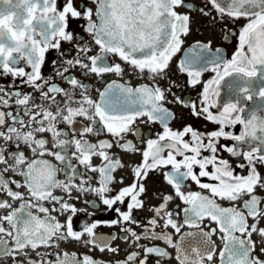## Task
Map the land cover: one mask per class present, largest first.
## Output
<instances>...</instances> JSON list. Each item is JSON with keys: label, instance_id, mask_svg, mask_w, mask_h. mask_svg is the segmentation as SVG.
<instances>
[{"label": "snow or ice", "instance_id": "1", "mask_svg": "<svg viewBox=\"0 0 264 264\" xmlns=\"http://www.w3.org/2000/svg\"><path fill=\"white\" fill-rule=\"evenodd\" d=\"M194 11L219 21L225 41L236 36L230 58L211 41L184 48ZM225 19L245 23L237 31ZM73 20L84 21L80 27L87 40L70 30ZM65 43L71 47L65 49ZM182 51L175 72L187 77L188 87L202 85L195 101L173 90L181 87L172 78V63ZM53 52L58 59L45 75ZM125 65L129 74L148 82L133 87L123 80ZM206 72L214 75L202 81ZM108 75L120 80H106ZM7 77L8 86H0V259L11 264H166L172 259L264 264V195L259 194L264 192V105L244 106L254 96L264 98V0H203L199 6L192 0H0V80ZM226 78H231L230 96L220 104ZM255 80L262 82L258 90ZM170 104L217 127L208 132L187 123L173 128L177 116ZM152 125L161 130L153 132ZM237 125L238 134L228 130ZM221 139L233 143L220 144ZM114 148L139 155V163L125 164ZM232 158L244 161L238 167L246 174L236 171ZM126 167L132 174L127 185L116 176ZM151 174L172 189L152 192L160 201L154 205L148 204ZM189 180L200 190H190ZM88 194L95 199H85ZM175 200L180 203L170 207ZM75 202L94 210L102 205L114 215L99 220L88 213V222L77 228L74 218L87 209ZM146 206L152 215L141 221L134 212ZM118 225L119 236L96 232ZM183 228L189 230L181 234ZM213 236L221 242L219 250ZM117 239L132 250L114 262L60 250L70 241L118 256L119 245L112 246Z\"/></svg>", "mask_w": 264, "mask_h": 264}, {"label": "flooded vegetation", "instance_id": "2", "mask_svg": "<svg viewBox=\"0 0 264 264\" xmlns=\"http://www.w3.org/2000/svg\"><path fill=\"white\" fill-rule=\"evenodd\" d=\"M61 4L63 3V0H60ZM192 2L194 4H196L197 6L201 5L203 0H192ZM79 3V0H78ZM180 11H186V9H180ZM192 32L191 34L186 38L185 41V45L184 48L186 49L187 47H189L191 44H193L196 41H201V42H208L211 41V45L212 48L215 49L217 47L224 49L225 54L228 58L231 57V55L233 54V52L235 51L236 45H237V39L236 36H232L230 37V39L228 41H225L223 39V32H222V25L219 23V21H217L216 23H213L209 17H205L202 16L198 11H194L192 12ZM213 16L216 15L215 12L212 13ZM84 21H76L73 20L70 24V30L75 32V33H80L82 36H84V39L87 40L88 37L86 34L83 33L82 28L80 27L81 24H83ZM225 24L228 25V28L230 29H234L237 30L245 23V21L243 19H241L240 21H238L237 23L233 24L230 21H228L227 19H225L224 21ZM63 47L65 49L70 48L71 45L65 43L63 45ZM93 51L95 52L96 49L94 48ZM183 55V51L180 53H177L176 57H174L173 63H172V71L174 73V75H172V78L174 80H177L180 84L181 87L180 88H176L173 89L177 95H180L182 98H190L191 100L195 101L198 99V94L200 93V91L202 90V85H198L196 88H191L188 87L185 84V81L187 79L186 76L180 75L179 73L175 72V68H176V62L182 57ZM53 59H58L57 55L53 52L49 54L48 57V62L46 63V65L43 68V72L45 75H48L52 72V64L51 61ZM119 62V61H117ZM125 75L123 77V80H126L128 82H130V84L135 87L140 83H146L148 82L147 80H141L138 76L133 75V74H129L128 68L125 65ZM77 75H79V73H77ZM213 73L212 72H206L203 74L202 76V81H207L209 79H211L213 77ZM90 80V82L93 85V88L91 89V94L92 95H96L95 92V88L98 86L96 84V78L95 76L89 77L88 78ZM106 80H112V79H117L118 81L120 80L119 77H115L114 75H108L105 77ZM11 80V77H7L4 78L3 80H0V86H5L7 87L9 82ZM56 82L59 83L60 79L59 77H57ZM231 82V78H226L225 82H222L221 85V89H220V97H219V103L223 104L224 102H226L229 99V90H228V83ZM262 82L255 80L253 87L256 88L258 90L260 84ZM17 84L19 85V81H17ZM22 88L23 91L28 92L30 91L29 88H27L26 86H20ZM264 105V98H261L259 96H254L252 100L246 101L244 103V106L246 109L251 108L253 106H261ZM169 108H171L177 116V119L175 121L172 122V127L173 128H180L182 127L183 124H191L194 128L199 129L200 131H204V132H208L213 130L215 127H217L214 124H211L207 121H205L203 118H195L192 117L190 115V110L184 107H181L180 105H175V104H170L168 105ZM213 112L216 111V109H212ZM139 127L142 128L145 132L149 131V126L146 124H142L139 123ZM61 127H65L64 125H61ZM76 127H79V125H77ZM151 129L153 132L156 131H160V127L159 125H152ZM229 131H233L234 133L238 134L241 131V126L237 125L235 128L233 129H228ZM90 140H92L93 142H95V140L97 139L94 136H89L88 137ZM104 138V137H101ZM130 139H136L134 137H129ZM233 143L232 141H226L221 139L220 140V144H231ZM112 152L114 153H118L119 150L114 148L112 149ZM119 155L122 157L123 161L125 162V164H127L130 160L134 161L136 163H139L140 161V157L139 155H135V156H129L126 155L122 152H119ZM220 155L223 158H229L228 154L221 151ZM50 159V158H49ZM244 161L240 160V159H236V158H232V163L234 168L236 169V171L240 174H246V170L245 169H241L238 167L239 164L243 163ZM93 163L94 164H100V160L94 158L93 159ZM260 171L262 173H264V168H260ZM64 173L60 172L58 173V178L59 179H64ZM117 177H124V184H130L132 182V174L130 172V170L126 167L124 169L119 170L116 173ZM16 179H19V177H16ZM204 182H211L208 181L207 178H204ZM187 184L190 185V190L192 191H199L200 189H198V187L192 183L190 180L187 181ZM147 185H148V189H149V198H148V204H158L160 201L157 199H153L151 197V193L152 192H171L172 189L164 183L162 176H158L156 174H151L150 178L147 180ZM117 187H120V185H117ZM21 191H23V189H21ZM260 195H264V192H259ZM85 199L87 200H93L95 199V197L92 194H88ZM219 203H221L223 206H229V202L227 201H218ZM19 201H17L13 206L14 207H18L19 206ZM180 202L178 200H175L172 202V204L170 205V207H175L176 204H179ZM76 207L79 209H87V212L85 213H80L78 214L75 218H74V227H79L80 225L88 222V213H95V219H99V220H109L112 218V216L114 214H107L105 212V209L102 205H99L98 208L96 210H94L91 207H88V205H86L83 202H75ZM181 207H183V205H181ZM2 214V213H0ZM134 215L137 217V219L143 221L145 218L149 217L152 215L151 212L148 211L147 206L145 207L144 210L138 211V212H134ZM182 218V217H181ZM61 220L65 219V217H60ZM205 223H207V221H205ZM213 227H215V225H212ZM264 226V225H262ZM135 227V226H133ZM161 229H157V231H160ZM189 229L187 228H183L181 230V234H183V232L188 231ZM136 231L139 232L140 228H136ZM168 231L173 233V239L174 240H179V235L175 234L174 231L172 229H168ZM96 232L99 234H103V235H110L111 233H116L118 236L120 234V226H115V227H105V226H101L98 227L96 229ZM212 239L216 242L217 245V249L219 250L220 247V240L217 239L216 236H213ZM254 239H258L257 237H254ZM192 238H189V240L187 242H191ZM141 243H149V241H141ZM154 243L160 245L161 247H163V243L161 241H155ZM119 245L120 248V253L118 256H113L111 253L105 251V252H100L99 250H92L89 251L88 248H85L83 246H81L78 243L75 242H64L61 244L60 246V250L63 251H68V252H76L77 254H84L87 253L90 256L102 260V261H116V260H122L124 259L125 255L131 251L132 249L129 248L128 244H126L125 242H123L120 239L115 240L114 242H112V246L115 247ZM41 251H48V252H55L57 251L56 249H41ZM168 251L172 252L173 257L175 256V250L169 248ZM35 254L33 253V256ZM154 259V258H153ZM0 264H11V260L10 259H0ZM150 264H153V261H150ZM166 264H177L175 259H172L170 261H167ZM214 264H218V261L214 260Z\"/></svg>", "mask_w": 264, "mask_h": 264}]
</instances>
